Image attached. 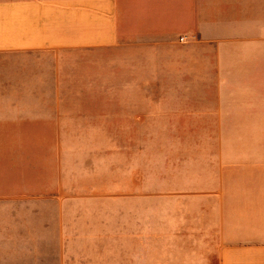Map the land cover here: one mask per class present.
Segmentation results:
<instances>
[{"label": "crops", "instance_id": "1", "mask_svg": "<svg viewBox=\"0 0 264 264\" xmlns=\"http://www.w3.org/2000/svg\"><path fill=\"white\" fill-rule=\"evenodd\" d=\"M209 136L264 137V0H0V264H264V144Z\"/></svg>", "mask_w": 264, "mask_h": 264}, {"label": "rangeland", "instance_id": "2", "mask_svg": "<svg viewBox=\"0 0 264 264\" xmlns=\"http://www.w3.org/2000/svg\"><path fill=\"white\" fill-rule=\"evenodd\" d=\"M191 138V143H199V144H205V145H216V144H233L234 149L237 151L234 152V155H243V154H248L241 152L244 149H249V147L256 145V144H264V137L263 136H234V137H190ZM241 150V151H239ZM145 160V158H144ZM149 178L144 175V181H147ZM149 183L144 182V190L145 191H151ZM174 196L178 197L179 199H182L181 197L183 194L176 193V194H160L159 195V200H160V208L162 206V213L158 217V223L161 227H166V225H172V224H182V223H190V224H206L207 227L209 225H212L215 222V217L214 216H170L166 215L164 213L167 212V203H168V198ZM172 201V200H171ZM149 202V201H148ZM181 202V201H178ZM193 203V202H192ZM194 206V205H192ZM197 206V205H196ZM164 225V226H163ZM150 227V217L146 216L144 217V239H147V237H150L149 232L145 231L147 228ZM161 234V232H160ZM149 250V248H144V251Z\"/></svg>", "mask_w": 264, "mask_h": 264}, {"label": "built area", "instance_id": "3", "mask_svg": "<svg viewBox=\"0 0 264 264\" xmlns=\"http://www.w3.org/2000/svg\"><path fill=\"white\" fill-rule=\"evenodd\" d=\"M180 41H182V39H180Z\"/></svg>", "mask_w": 264, "mask_h": 264}]
</instances>
